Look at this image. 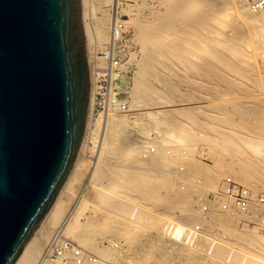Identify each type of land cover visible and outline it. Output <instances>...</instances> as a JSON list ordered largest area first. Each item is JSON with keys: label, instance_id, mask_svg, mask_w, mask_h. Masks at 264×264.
<instances>
[{"label": "bare ground", "instance_id": "bare-ground-1", "mask_svg": "<svg viewBox=\"0 0 264 264\" xmlns=\"http://www.w3.org/2000/svg\"><path fill=\"white\" fill-rule=\"evenodd\" d=\"M104 1L114 6L119 0ZM159 1L161 3L159 8L149 10L151 14L148 20L131 17L130 21L126 22L135 30L136 41L141 45L143 53V60L138 64L130 90L132 100L129 102L128 112L115 109L93 119L95 82L92 69L89 119L78 161L65 184L63 194L57 199L17 264H40L39 259L44 246H47L55 236V228L63 237L76 241L80 247L90 250L96 254V257L106 262L126 259L130 260V264H149L154 260L157 264L202 262L211 258L203 249L206 236H202L197 246L189 245L186 247L188 250L185 251L181 244L164 234V227L167 221L172 220L175 222L178 220L179 229L184 226L183 222L192 221L211 227L215 221L214 213L203 216L196 210V205L200 206L202 203L204 188L215 190L216 186L200 182L194 184L193 181L191 182L193 178L189 180L183 178L181 179L183 183L190 182L192 187L175 193L174 199H171L165 197L163 193L174 191L177 187L168 184L166 180H161L159 178L161 176L157 177V175L164 176V173L171 169L175 170L177 164L183 161L189 173L201 176L206 183L208 180L212 181L223 176L216 170L227 164L229 166L227 174L230 176L228 180L243 185L250 191L264 189V11L255 13L242 0ZM81 2L84 9L86 0ZM249 9L251 12L248 11ZM92 15L95 16L94 11ZM84 21L87 27V50L91 63V44L95 42L99 48V43L110 41V45H113L115 36L117 37V33L120 34V23L117 19H112L111 26L105 28V33L108 34L105 36L101 34L100 29L93 31L89 29L85 11ZM101 23L104 25L105 20L102 19ZM105 50L107 49H103ZM101 66H106V62H101ZM183 66L190 67L200 78L226 85L225 92L212 91L211 96L214 97L207 105L214 114L207 116L209 119L207 121L210 122L205 126L204 129L207 131L204 132L208 136L201 142L209 149L214 165L211 167H201L193 153L187 152L183 156L180 148L198 142L196 134L195 138L192 137L193 135L190 136L187 134L189 132L183 130L186 127L184 128L182 124L181 127H177L174 122L177 117L186 118L185 121L195 120L189 108L187 110L184 107L189 98L188 86L184 72L177 70ZM217 66L240 75L252 73V77L249 75L253 79L251 86L243 90V85L241 87L235 85L233 81L229 82L223 75L214 71ZM125 78L123 77L122 81ZM245 78L248 79L246 76ZM230 106L232 109H229ZM130 114L144 115L150 121L140 123L138 118L131 119ZM133 127H138L139 131L135 133L131 130ZM91 128L93 131L90 133L92 138L90 137L89 142L92 141L97 149L86 152L91 166L87 184L89 189L87 187L83 190V194L76 195L77 202L67 211L62 197L65 192H71L75 196L73 181L78 180L76 171L81 156L86 151ZM200 128L203 129L201 126ZM152 135L154 136L151 137ZM151 145L157 147L156 155H153L155 150L154 152L149 150ZM166 146L172 147L175 156L168 157ZM250 153L257 155L258 159L250 158ZM113 158L116 159V164L112 166L110 160ZM110 169L120 172L114 173ZM241 169L247 171L246 177H240ZM106 174L109 179L115 176L118 180L116 183L119 190L118 198H111L107 194L105 186L109 179H105ZM175 174L172 172L169 176ZM86 190H89L90 196L101 205L109 203L117 210L115 225L118 230L135 225H146L153 239L164 236L168 240V246L155 248L153 252L149 251L148 247L145 252L137 248V255L130 256L131 259L121 255L115 248H100L92 237L96 231L89 223H85L86 211L92 203L87 198ZM174 200L182 201L183 205L174 203ZM226 201L228 200L224 197L219 198L217 207L221 209V203ZM211 206L214 208L215 204L211 203ZM257 207V204H252L248 214H240L236 219L240 221L244 217L247 219L257 217L255 216L258 215ZM168 212H179L181 217L173 214L166 219ZM48 223L54 229L48 232L49 228L44 232ZM240 238L243 244L258 250V253L255 252L256 254L249 257L248 264H264V259L258 255L259 252L264 251V237ZM139 241V238H135L133 243L137 246L140 245ZM220 248L221 246L213 255L215 259L219 255ZM245 260L246 257L243 264L247 263ZM85 264L91 263L86 261Z\"/></svg>", "mask_w": 264, "mask_h": 264}, {"label": "water", "instance_id": "water-1", "mask_svg": "<svg viewBox=\"0 0 264 264\" xmlns=\"http://www.w3.org/2000/svg\"><path fill=\"white\" fill-rule=\"evenodd\" d=\"M91 89L81 0H0V264H17L63 194Z\"/></svg>", "mask_w": 264, "mask_h": 264}, {"label": "rangeland", "instance_id": "rangeland-1", "mask_svg": "<svg viewBox=\"0 0 264 264\" xmlns=\"http://www.w3.org/2000/svg\"><path fill=\"white\" fill-rule=\"evenodd\" d=\"M160 4L161 3L159 0H144V1L143 0H119L114 6L113 4L105 3L104 0H86L85 2V6L83 10L85 11L86 22L91 31H93L94 29H100V31L102 32L101 34L108 36V34L105 33V28L108 26H111V20L117 19L118 23H120L122 34H121V38H119L118 40L116 48L119 51V55L122 57L123 63L126 64V67H127V70L124 75V77L126 78L125 80L122 81L121 86H120V92L122 93L123 99L128 103L127 109L125 110L127 112L129 111V102L132 100L130 90L132 89V86H133V80H134L135 74L138 69V64L141 60H143V53H142L141 45L136 41L135 30L132 28V26L126 24V22L130 21L131 17L140 18L141 20H144V21L148 20L151 14L149 10L154 9V8H159ZM145 5L147 7H145ZM92 11H94L95 16L92 15ZM248 11L251 12L250 9ZM102 19L105 20L104 25L101 23ZM108 38L110 40V37ZM99 45L100 47L97 48V46L95 45V42L91 44L92 57L96 53H102L106 51V50L103 51V49L108 50L111 47L110 41L99 43ZM178 69L182 73L184 72L185 81L188 86V89L187 88L186 89L189 94V98L186 101L185 103L186 105H184V107L187 110L189 108L190 112L194 114L195 120L190 121L189 119H187L188 122H190L188 123L186 122L187 120L185 121L186 118L177 117L178 119H175L174 122L177 127H181L182 125L184 126V128L186 127L185 129H183L182 127V129L185 130V132H189L187 134H189L190 136L193 135L192 137L194 138L196 134V139L198 138L197 144L195 143L193 145H188V146L184 145V147L180 146L182 155L185 156L187 152L193 153L195 156V160L199 162L201 167L214 166L212 159L210 157V154H209V149L207 145L205 144L203 145L201 140L208 136V134L204 132V131H207L204 129L206 128L205 126L206 125L208 126L210 122V121H207L209 120L207 116L214 114L213 112H211V109L207 107L209 100L214 97V96H211V93L212 91H215V90L218 92L227 91L226 85L223 84L222 82H212L207 79L200 78L199 76H197L194 70L190 69V67L183 66L181 68H177V70ZM214 71L223 75L229 82L233 81L235 85L237 86L239 85L242 87L243 85L244 86L242 88L243 90H246L248 87H250L253 82V79L251 78L253 76L252 73L249 74L247 72L248 74L247 73L243 74L244 75L243 76L238 73L229 71L225 68H222L221 66H217L214 69ZM245 76L248 79H246ZM156 84L158 83L156 82ZM229 109H232V107L230 106ZM231 112L233 111L231 110ZM129 117L134 120L138 118L140 123L147 122V120L150 121L149 118L144 115L136 116L134 114L132 115L130 114ZM96 118L97 117H94V119ZM176 123H178L179 125H177ZM180 124L182 125L180 126ZM200 126L203 127V129L200 128ZM138 129H139L138 127H133L131 130H133L136 133L139 131ZM92 131H93V128H91L89 131L88 142L86 145L87 148H86V151L81 156L79 166L77 167L78 169L76 173H77L78 180L73 181V190H74L75 196L76 195L79 196L80 193L83 194V190L85 188L88 187L89 189V186L87 184L89 181V175H90L89 173L91 170L90 169L91 166L89 165V159L86 157V154H87L86 152L87 151L93 152L97 149L96 148L97 146H94V144L91 143L92 141L89 142L90 137H92V135H90ZM153 136L154 135H152L151 137ZM149 150H151L152 152H154L155 150V153H153V155L154 154L156 155L158 151L155 145H151L149 147ZM165 150L167 151L168 157H171V155L172 157L175 156V153L171 146H166ZM249 157L252 159L253 158L258 159V156L257 155L255 156L252 153L249 154ZM110 164L112 166L115 165L116 159L113 158L112 160H110ZM112 171L114 173L120 172L116 170H112ZM228 171H229V166L227 164H223L218 170H216V172L223 174V176H219L217 178H214L213 180L211 179L212 181L208 180V182L206 181L205 183L204 178H202L201 176L197 174L189 173L185 163H183V161H180L177 164L175 170L171 169L167 173H164L165 177L163 176V174L161 175L158 174L157 177L161 176L159 177L161 180H166L165 182H168V184H172L177 187L174 191L170 190L166 193H163L165 197L171 198V199H174L175 193L183 191V189L188 190L189 188L192 187V183L190 182L183 183V181L181 180L183 178H186L188 180L189 178H193L191 182L193 181L194 184L199 183V182L202 184H211V185L214 184L216 186L215 190L214 189L208 190L205 188L203 189L202 203L200 206L196 205V210L200 211V213H202L203 216L204 215L208 216L209 213L211 212L214 213V219H215L214 224L210 227L207 225H202L199 222H195V221L183 222V223L180 221L179 222L184 225H188V226L200 225L202 227L204 231L203 236H206L205 244H203L204 251L207 249L209 240L211 239L212 236L227 235L228 242L231 243L233 247H235L236 253H238V256H236V258L237 257L239 258L240 255H248L251 258L254 254H256L255 252L258 253V250L255 247L252 248L250 247V245L246 246L245 244H243L242 241L240 240L241 239L240 237H244V236L252 237V238L264 237V233H255L247 229V226H249L251 222H256L257 224H260L259 221L264 217V207H259V206L257 207L259 208L257 209L258 215H255L257 217L254 216L255 218H248V219L244 217L243 220H240V221L236 219L237 216L240 214L233 215L230 212H226L225 210H223L222 206H221V209H219L217 205L219 203V198L222 197V193H223V189L225 185H227V183L228 184L236 183L230 179H229L230 181L228 180V176H229L227 174ZM172 172L176 173L175 176L173 175L169 176L170 173ZM107 175L108 174L105 175L106 180L109 179ZM246 176H247V171L245 169H241L240 177H246ZM117 182L118 180L114 176L113 178L109 179L106 183L105 188H106L107 194H109L110 195L109 197L111 198L119 197V194H118L119 190H117L118 187L116 186ZM108 189L109 190L111 189V190L108 191ZM251 191H252L251 192L252 195L254 196V199L259 197V195L264 194L263 188H259L257 190H251ZM86 194H87V198L92 203H90L89 208L86 211L87 220L85 221V223H89V225H91V227L94 228V230L96 231L95 234L92 235V237L97 242L100 248L102 249L115 248L119 251V253H121V255H123L124 257L127 256V258H130V256L132 257V256L137 255L139 248H141V250L145 252L147 250L146 248L148 247L150 248L149 251L153 252L155 248H166L168 246L167 244L168 240L164 236L163 237L165 239H163V237L153 239L149 231V228L146 225L145 226L135 225L131 227H126L123 230H118L115 225V223L117 222V210L114 209L111 205H109V203H107L106 205H101V203L98 202L96 199H94L93 196H90L89 190L86 191ZM75 196H73L71 192H65V194L63 195L62 202L66 204L67 211L68 209H71L77 202L78 197L77 196L75 197ZM174 203L183 205V202L180 200H174ZM211 203L215 204L214 208L211 206ZM132 204H135V203H132ZM173 214L176 215V217H179V216L181 217V214L179 212H168L165 218L169 219L170 217H172ZM228 215H230L231 217ZM53 229L54 228L52 227V225L48 223L46 227L44 228V232H47V230L49 232ZM54 230L57 232V228H55ZM135 238H139L140 240L139 244L142 247L140 245L136 246L135 243H133V240ZM70 241L80 246L76 241H73V240H70ZM180 246H182V248L185 249V251L188 250L186 247H184V245H180ZM44 247L46 248V246ZM45 248L43 249L42 254ZM221 248L219 249V253H218L219 255L217 256L216 259L215 257L213 258L211 257L212 259L207 258L202 262H194L190 264H225L224 260L226 257V249L224 246H221ZM88 251L91 254L96 256L95 253L91 252L90 250ZM42 254L40 256V259L42 258ZM258 255H260L264 259V251L263 252L261 251V253L259 252ZM238 258L233 262L234 264H239ZM107 262L110 264H130V260H127V259L123 261L115 260L113 262L112 261H107ZM149 264H157V263L154 260L150 262Z\"/></svg>", "mask_w": 264, "mask_h": 264}, {"label": "built area", "instance_id": "built-area-1", "mask_svg": "<svg viewBox=\"0 0 264 264\" xmlns=\"http://www.w3.org/2000/svg\"><path fill=\"white\" fill-rule=\"evenodd\" d=\"M253 12L259 13L264 11V0H242ZM122 30L120 26V34L115 36L114 44L102 53H96L91 59L90 69H93L94 86H95V106L94 117L101 114L109 113L115 109L125 111L127 102L123 99L120 92L122 78L127 70L126 64L123 63L122 57L116 48L119 38H121ZM101 62H106V66H101ZM92 138V137H91ZM92 143V142H91ZM87 191V190H86ZM222 197L228 201L221 203L223 210L231 214H248L250 206L257 204L259 207H264V194L254 199L251 191L246 187L230 183L225 185ZM261 224L251 222L247 229L255 233H264V217L259 221ZM184 225V224H183ZM181 230V231H180ZM164 234L173 241L184 245L185 247L197 246L202 238L204 231L200 225H184L179 229L177 221H167L164 227ZM180 234V236H177ZM196 244V245H195ZM224 246L226 249L225 264H232L238 253L235 247L228 242L227 235H214L209 240L206 249L208 257H213L215 251ZM249 261L248 255H240L239 264ZM248 259V260H247ZM89 261L91 264H110L91 254L87 249H84L69 239L63 237L60 231H57L51 242L46 246L40 264H85ZM234 264V263H233Z\"/></svg>", "mask_w": 264, "mask_h": 264}]
</instances>
